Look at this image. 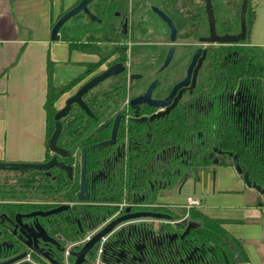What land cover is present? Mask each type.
<instances>
[{"label":"flooded vegetation","instance_id":"af4514ba","mask_svg":"<svg viewBox=\"0 0 264 264\" xmlns=\"http://www.w3.org/2000/svg\"><path fill=\"white\" fill-rule=\"evenodd\" d=\"M232 1L209 0L217 37L240 33V10L238 14ZM75 2L69 10L78 5ZM78 16L88 29L83 38L86 50L94 44L103 54H82L89 61L84 63L83 74L70 83L64 107L83 86L109 69L120 66L122 71L83 95L90 116L79 104L71 105L61 120H67L69 131L64 143L59 145L57 140L61 154L49 152L50 158L42 162L55 159V165L30 174L34 179L28 177L30 182L21 185L24 193L20 197L0 199L5 206L0 213V264L22 255L13 264L214 263L216 249L201 242L203 224L195 214L206 216L201 198L213 187L217 167L234 168V155L215 148L193 150L195 139L170 133L168 123L172 119L179 125L186 120L196 123L197 117L213 115L216 107L227 116L228 125L236 98L238 118L246 119V96L237 92L234 99L232 86L227 88L226 104L220 107L217 95H212V101L205 100L198 88L208 49L237 45L204 42L210 37L205 0H92ZM236 17L237 33L233 27ZM91 26L106 29L110 37L99 41L104 30L99 36L92 35ZM156 27L160 31L154 32ZM192 46H197L194 52ZM171 47V61L163 68ZM198 50L206 54L196 58L188 85L179 88L168 104L156 107L186 79ZM232 55L214 54L216 64H230ZM154 83L149 101L138 100ZM110 86L114 87L105 92L108 96L103 95ZM104 107L115 108L114 117H95L90 111ZM118 117L113 143L102 147L111 141ZM81 132L85 134L77 135ZM186 187L194 194L198 191L201 198H184ZM187 198L196 199L198 206L187 207ZM230 251V259L222 254L225 264H235V251Z\"/></svg>","mask_w":264,"mask_h":264},{"label":"trees","instance_id":"16d2710c","mask_svg":"<svg viewBox=\"0 0 264 264\" xmlns=\"http://www.w3.org/2000/svg\"><path fill=\"white\" fill-rule=\"evenodd\" d=\"M80 2L81 0H76L75 5ZM236 10L239 14L240 8L236 6ZM64 13L60 14L58 18ZM255 18V6L249 8L248 5L246 13V41L237 46L212 47L208 49V58L202 68L203 71L200 74L201 80L198 83L200 94L205 100L212 101V95H217L215 101H217L216 104L218 107L226 104L224 102V97L226 98L228 87L232 86L234 99L237 96V92L244 94L248 102L247 105L249 106L246 119L243 116L238 118V112L240 110L238 106H236V98L235 101H233V120L232 123L228 125H226L227 116L221 113L219 108L216 107L213 115L197 117L199 121L196 123H189V121L186 120L183 125H179L177 119H172L168 124L171 128L170 133L175 135L182 133L188 139L189 137L195 139L196 148L193 150L207 152L215 148L218 151L231 152L234 157L237 158V163L241 170L248 174L249 181L264 190V53L258 47H253L249 44V35ZM54 23L55 22L51 24V29ZM233 27L234 32L237 33V17ZM87 30V26L85 27L83 25L81 17H75L62 26L59 31L58 42L68 46L69 55H71L73 51H77L81 54L90 53L101 56L103 52L100 47L94 44H92L89 51L86 50L87 46L83 43V38ZM89 30L92 35L96 32L95 34L97 36L104 30L103 36L100 35L102 36L99 39L101 42L104 41V37H110V33H108L106 29L99 28V26H91ZM233 53L234 55L230 57L232 59L230 64L223 66L216 64L218 57H214V54H222V56H225L226 54ZM70 87L71 84L62 87H57L53 84V64L49 61L47 63L46 98L43 107L46 123L45 160L49 159V150L47 146L48 140L54 131V116L58 111L56 109L57 102L69 91ZM113 87L114 86H110L109 89L106 91L104 90L102 94L106 95L105 92L111 90ZM210 90L213 91L212 94ZM99 96H101V94ZM220 96H222L223 100L219 99ZM107 100L108 98L106 97L105 101ZM90 111L95 117L105 118L114 117L116 113V109L112 107L90 109ZM76 116L82 117L84 115L82 113H77ZM66 122V119L61 122L63 127L58 139L59 145L64 143L66 134L69 132ZM92 123L93 121H90V124ZM84 134L85 132L77 133V135L80 136ZM78 140L79 137H77L76 143H78ZM200 143L202 145H200ZM32 173V171L25 174L0 172V174L15 175V178L20 182L17 186L5 184L2 188L11 190L13 194L16 192L15 187H18L20 194H23L24 191L21 187L30 182L28 177ZM31 197L32 196L29 198ZM0 199L5 198L0 197ZM4 207L5 206L0 205V213L4 212ZM195 218L200 220L203 224V228L199 233L201 242L206 246H211L216 249L217 258L212 264H225L222 254H224L227 259H230V250H234L242 262L248 263L241 244L224 229L223 226L226 224L224 221L210 219L201 214L195 216ZM231 262L232 260L229 261V263Z\"/></svg>","mask_w":264,"mask_h":264},{"label":"crops","instance_id":"0c3cea01","mask_svg":"<svg viewBox=\"0 0 264 264\" xmlns=\"http://www.w3.org/2000/svg\"><path fill=\"white\" fill-rule=\"evenodd\" d=\"M74 2L0 0V163L45 160L43 107L47 63L51 62L46 47L51 41V24ZM259 8L255 6L249 44L264 53V8Z\"/></svg>","mask_w":264,"mask_h":264},{"label":"rangeland","instance_id":"374dc122","mask_svg":"<svg viewBox=\"0 0 264 264\" xmlns=\"http://www.w3.org/2000/svg\"><path fill=\"white\" fill-rule=\"evenodd\" d=\"M241 1H232L235 8L236 6L241 7ZM248 5L249 8L257 6L260 7V10H263L264 0H249ZM159 29V27H156L153 31H160ZM49 44L46 47V53L47 56H50L53 64L54 85L57 87L69 85L74 79L83 74L84 63L89 60L79 53L69 55L68 46L64 43L50 41ZM196 48L197 46H192V52ZM68 96L69 94L66 93L58 100L57 110L64 107ZM33 179L31 177L32 181ZM19 183L15 175L0 174V197L11 199L21 196L18 187H15L16 192L13 194L11 190L2 188L5 184L17 186ZM187 196L201 198L199 192L196 191L194 194L190 187H186L184 190L183 197ZM201 200L205 208L202 213L226 223L223 226L224 229L241 244L248 258V263L264 264V196H261L252 188H247L242 176L237 174L234 168L217 167L215 169L214 185L211 186L209 194L203 195ZM195 215L197 216V214Z\"/></svg>","mask_w":264,"mask_h":264},{"label":"water","instance_id":"95a60500","mask_svg":"<svg viewBox=\"0 0 264 264\" xmlns=\"http://www.w3.org/2000/svg\"><path fill=\"white\" fill-rule=\"evenodd\" d=\"M92 0H83L81 1L76 7H74L71 10H68L67 12H65L60 18H58L52 29L50 32V40L52 42H58L59 41V31L62 28L63 25H65L69 20H71L72 18H74L75 16H77L78 14H80L81 12H86V6L91 2ZM206 2V10H207V14H208V21L210 23V37L206 40H204L205 43L207 44H218V45H238L240 42H244L246 40V33H247V26H246V13H247V7H248V0H242L241 1V7H240V33L238 35H225L223 37H217L215 35L214 32V21H213V15H212V9H211V4L209 2V0H205ZM92 20H95L94 18H92ZM171 41L174 42V30L171 27ZM174 52V48L171 47L169 50V54L166 58V61L164 63L163 68H166L172 58ZM203 54V58L206 54L205 51H201L198 50L196 52V54L193 57V60L189 66V71H188V75L186 77V79L181 82L179 85H177L172 93L170 94V96L166 99L165 102L162 103H155L154 105L156 107H163L166 104H168L173 95L175 94V92L179 89L182 88L184 86H187L189 83V79H190V71L193 69L195 62H196V58L199 56V54ZM200 68V64H198L197 68L194 71L193 74V83L191 85V88H193L194 86V81L197 75V70ZM122 71V68L120 66H116L113 67L111 69H109L107 72H105L104 74H102L101 76L93 79L91 82L87 83L85 86H83L79 92L70 100H68L66 102V105L63 109L59 110L55 116H54V131L52 133V135L50 136L49 140H48V150L50 153H59L61 154V149H59L57 147V140L60 136L61 130H62V124H61V120L63 118H65L67 116V114L69 113L70 109H71V105L74 103L79 104V106L81 107V109L87 114V115H91L89 110L87 109V107L85 106V104H83L82 102V97L83 95H85L91 88L95 87L97 84L118 75L120 72ZM154 84H152L150 86V88L148 89L147 93L145 94V96L142 99H138V100H142V101H149V97L151 94V91L154 88ZM156 117V116H155ZM151 118V121L155 118ZM158 117V116H157ZM139 121H145V120H139ZM118 122H119V117L116 118L114 126H113V130H112V135H111V141L107 142V143H103L101 144L102 147H105L106 145L112 144L114 141V137L117 131V126H118ZM55 165V159L47 162V163H41V164H19V163H0V172H12V173H19V174H25L27 172H45L48 171L49 169H51L53 166ZM233 167L235 169V171L237 172V174L241 175L243 177V182L245 184V186L247 188H252L254 190H256L257 193H259L261 196H264V190H262L260 187L256 186L255 184H252L249 179H248V174L247 173H243L241 168L239 167L238 163H237V158L234 157L233 158ZM20 221V216L16 217V222ZM24 256H20L17 257L9 262L6 263H2V264H13L14 262L18 261L19 259H22ZM234 263L235 264H240L242 263V260L238 258L237 254L234 252Z\"/></svg>","mask_w":264,"mask_h":264},{"label":"built area","instance_id":"2783aa9c","mask_svg":"<svg viewBox=\"0 0 264 264\" xmlns=\"http://www.w3.org/2000/svg\"><path fill=\"white\" fill-rule=\"evenodd\" d=\"M186 206L187 207H197L198 201L196 199L187 198ZM240 264H249V263L242 262Z\"/></svg>","mask_w":264,"mask_h":264}]
</instances>
